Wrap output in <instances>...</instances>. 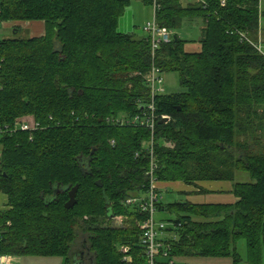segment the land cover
Returning a JSON list of instances; mask_svg holds the SVG:
<instances>
[{"label": "trees", "instance_id": "1", "mask_svg": "<svg viewBox=\"0 0 264 264\" xmlns=\"http://www.w3.org/2000/svg\"><path fill=\"white\" fill-rule=\"evenodd\" d=\"M205 2L157 0L156 23L172 38L152 53L148 36L118 30L128 0H0V25L44 24L39 37L0 39L1 255L148 264V214L125 202L145 198L152 164L156 182L232 187L226 203L159 199L156 213L176 218L155 264L194 256L240 264L241 240L245 264H262L264 11L260 0ZM186 20L202 24L197 52L175 34ZM152 68L177 74L183 92L153 99L151 142L131 120L151 101ZM27 120L34 127L22 131ZM73 188L76 204L65 209Z\"/></svg>", "mask_w": 264, "mask_h": 264}, {"label": "rangeland", "instance_id": "2", "mask_svg": "<svg viewBox=\"0 0 264 264\" xmlns=\"http://www.w3.org/2000/svg\"><path fill=\"white\" fill-rule=\"evenodd\" d=\"M129 5L125 10L123 17L119 21L118 30L123 34H134L136 37H144L145 33L143 32V27L146 23L151 22L153 19V10L151 6H147L142 3L141 0H128ZM260 9L264 11V0H260ZM262 27L264 28V18L262 19ZM201 28L202 24L198 20L192 22L186 20L181 25V28L175 31L181 39L186 40L185 50L187 52H197L199 50V39L201 37ZM31 27L27 24V27H20V31L14 33L13 27L7 25H0V39L7 38H31ZM264 47V45H262ZM161 84L158 83L157 87L160 85L163 88L161 94L169 95L183 92L182 88L179 86L178 77L175 73H163L161 74ZM236 180L239 182L248 181L249 178L244 173H238ZM225 194L222 195H188L183 196L179 193H174L172 190H166L160 192V202L163 206L174 204V203H183L190 202L194 204H206V203H218V202H231L232 198L228 197ZM226 198V199H225ZM231 198V199H230ZM157 223L163 222L167 227H170V223L167 220L175 219L176 216L166 212H157L154 216ZM121 219L117 218L111 225L120 226ZM238 253L241 256L242 262L240 264H245L246 258V246L243 240L238 242L237 245ZM10 264H65L64 258L61 257H36V256H19V257H10ZM184 261V260H181ZM186 261V260H185ZM192 264L199 260H189ZM206 261V260H203ZM230 261V260H229ZM174 264H184L179 260H174ZM262 264H264V249L262 252Z\"/></svg>", "mask_w": 264, "mask_h": 264}, {"label": "built area", "instance_id": "3", "mask_svg": "<svg viewBox=\"0 0 264 264\" xmlns=\"http://www.w3.org/2000/svg\"><path fill=\"white\" fill-rule=\"evenodd\" d=\"M191 2H198L200 5H206L205 0H188ZM151 7L153 10V19L151 22L146 23L143 27V32L150 39L152 53H154L159 45L166 44L171 41L172 33L165 28L159 27L155 20V13L158 10L157 0H152ZM161 73L160 70L156 68H152L150 73L146 76V83L149 88V95L151 101L144 105L141 114L135 115L132 118L131 123L133 125H137L143 127L149 131L151 142L155 133V105L153 99L156 95H161L163 92V88L158 83L161 84ZM34 123L32 120L24 121L20 124V129L22 131H26L29 129H33ZM150 142V143H151ZM150 154H152V151ZM153 165L151 164L150 170L148 172V176L150 177V185L149 190L145 198H132L126 200V205H135L140 208L143 213H147L148 217L141 224L142 228V236L141 241L142 245L146 250V255L148 259V264H155V259L160 252V248L163 246V242H161L160 237L163 235L166 225L163 222L157 223L155 221V213H156V203L159 201V195L156 191V181L153 180ZM124 251V250H123ZM165 255V254H164ZM10 257L0 254V264H10ZM168 264H173V260H170Z\"/></svg>", "mask_w": 264, "mask_h": 264}, {"label": "crops", "instance_id": "4", "mask_svg": "<svg viewBox=\"0 0 264 264\" xmlns=\"http://www.w3.org/2000/svg\"><path fill=\"white\" fill-rule=\"evenodd\" d=\"M27 24L31 27V38L39 37L44 33V24L42 22H30V23H16L9 24L4 23L2 25H7L9 27L19 26L22 28L27 27ZM262 26V23H261ZM172 190L174 193H179L183 196L188 195H222L225 194L228 197L230 196V191L232 190L231 184L229 182H198L195 186H187L181 182H157L156 183V191L159 194L160 192ZM227 197V198H228ZM226 199V198H225ZM231 199V198H230ZM223 203V202H218ZM226 203V202H225ZM197 204V203H196ZM2 206V197L0 196V208ZM199 260L195 263L197 264H232L230 258H204V257H176V261H180L184 264H192L189 260ZM184 260V261H181ZM186 260V261H185ZM206 260V261H203ZM230 260V261H229Z\"/></svg>", "mask_w": 264, "mask_h": 264}, {"label": "water", "instance_id": "5", "mask_svg": "<svg viewBox=\"0 0 264 264\" xmlns=\"http://www.w3.org/2000/svg\"><path fill=\"white\" fill-rule=\"evenodd\" d=\"M96 185L98 187H101V184L99 182L96 183ZM75 194H76V188H73L68 196H69V200L66 202V204L64 205L65 209H71L74 207V205L76 204V200H75Z\"/></svg>", "mask_w": 264, "mask_h": 264}]
</instances>
